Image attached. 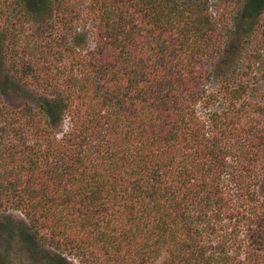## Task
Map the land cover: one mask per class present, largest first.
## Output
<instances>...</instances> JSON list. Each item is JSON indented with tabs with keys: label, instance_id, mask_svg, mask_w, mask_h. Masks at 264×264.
Wrapping results in <instances>:
<instances>
[{
	"label": "trees",
	"instance_id": "obj_1",
	"mask_svg": "<svg viewBox=\"0 0 264 264\" xmlns=\"http://www.w3.org/2000/svg\"><path fill=\"white\" fill-rule=\"evenodd\" d=\"M0 67V213L41 246L264 264V0H0Z\"/></svg>",
	"mask_w": 264,
	"mask_h": 264
},
{
	"label": "rangeland",
	"instance_id": "obj_2",
	"mask_svg": "<svg viewBox=\"0 0 264 264\" xmlns=\"http://www.w3.org/2000/svg\"><path fill=\"white\" fill-rule=\"evenodd\" d=\"M1 82L3 83L2 80ZM4 94L7 103L13 107H18L23 102L17 93L7 91ZM259 191L264 193V180ZM7 222L10 236L6 232ZM0 228V253L6 260H9L10 264H43L44 262H48L46 264H70L71 261L77 264L75 259L41 246L29 229L25 218L18 212L0 213Z\"/></svg>",
	"mask_w": 264,
	"mask_h": 264
}]
</instances>
